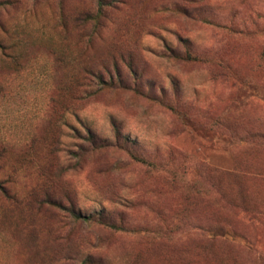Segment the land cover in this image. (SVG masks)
<instances>
[{
	"label": "rangeland",
	"instance_id": "374dc122",
	"mask_svg": "<svg viewBox=\"0 0 264 264\" xmlns=\"http://www.w3.org/2000/svg\"><path fill=\"white\" fill-rule=\"evenodd\" d=\"M106 1L0 0V264H264V0Z\"/></svg>",
	"mask_w": 264,
	"mask_h": 264
},
{
	"label": "trees",
	"instance_id": "16d2710c",
	"mask_svg": "<svg viewBox=\"0 0 264 264\" xmlns=\"http://www.w3.org/2000/svg\"><path fill=\"white\" fill-rule=\"evenodd\" d=\"M98 2H99V7H98V10H97L96 13L87 12L84 15H81V16L75 15L74 16V20L78 24L82 23V24L86 25L88 23L91 24L93 22H94L95 25L98 24L99 23V20H100V16L102 15L103 8L108 4V2L106 0H98ZM88 138H89V141H91L92 144H95L97 142L100 143L102 146H105V145H108L109 144L106 139L100 141L101 138H99L98 136H96V134L93 133L92 131H89L88 132ZM1 156H2V154L0 153V157ZM75 215L78 218H81L82 217V215L80 213H78V214L75 213ZM87 219L90 220L91 218L88 217Z\"/></svg>",
	"mask_w": 264,
	"mask_h": 264
}]
</instances>
